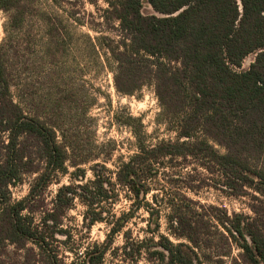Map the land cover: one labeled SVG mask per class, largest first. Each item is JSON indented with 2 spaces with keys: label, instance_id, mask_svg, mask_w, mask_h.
Returning <instances> with one entry per match:
<instances>
[{
  "label": "trees",
  "instance_id": "trees-1",
  "mask_svg": "<svg viewBox=\"0 0 264 264\" xmlns=\"http://www.w3.org/2000/svg\"><path fill=\"white\" fill-rule=\"evenodd\" d=\"M22 1L0 0L10 30H19L25 20ZM143 1H109L124 33L110 50L117 63L115 86L132 95L153 84L176 139L148 146L141 120L130 118L138 152L118 167L114 181L105 166L96 164L92 181L61 186L50 209L43 196L59 174L67 173L69 150L33 102L24 104L15 96L7 63L16 50L0 46V264H7L2 257L10 247L21 252L20 264H63L55 243L66 233L63 218L76 200L87 208L88 226L104 222L110 227L111 242L132 213L114 224L99 206L116 200L120 187L135 211L160 175L176 182L173 163L180 159L198 161L212 175L213 187L229 195L250 197L253 204L264 199V0H147L155 12L150 16L142 13ZM251 54L254 62L239 71ZM34 175L28 195L13 201L11 187ZM84 175L77 168L74 177ZM184 176L194 179L191 173ZM162 199L171 235L185 242L162 238L152 252L157 262L201 264L200 253L225 245L222 257H231L232 246L241 250L231 264H264V220L257 206H251L254 217H249L201 205L179 189ZM128 245L125 255L135 263L141 247L130 252ZM106 253L104 245L88 248L81 264H105Z\"/></svg>",
  "mask_w": 264,
  "mask_h": 264
},
{
  "label": "rangeland",
  "instance_id": "rangeland-1",
  "mask_svg": "<svg viewBox=\"0 0 264 264\" xmlns=\"http://www.w3.org/2000/svg\"><path fill=\"white\" fill-rule=\"evenodd\" d=\"M109 1L23 0L26 15L19 30L9 29L8 14L0 8V46L8 52L16 50L7 63L12 90L24 104L33 102L41 116L56 128L58 141L69 150L67 173L59 174L43 196L47 209L52 207L61 186L92 181L91 168L96 164L105 166L114 181L118 167L138 152L129 127L130 118L141 120L148 146L176 139L163 116L153 84L144 85L132 95L120 93L115 86L117 63L110 50L119 45L124 33L110 11ZM142 13L155 14L147 0L143 1ZM254 60L255 54L249 55L238 70L249 69ZM216 148L224 152L221 147ZM72 162L80 165L75 168ZM173 164L179 172L176 182L167 183L168 179L160 175L152 182L151 194L135 211L133 201L120 187L116 200L99 206L104 218H110L114 224L132 213L111 242L107 240L110 227L104 222L88 226L84 221L87 208L76 200L63 218L61 228L66 233L58 234L55 243L63 264H81L86 250L95 245L107 247L105 264H161L154 260L152 252L163 244L162 238L173 244L185 242L171 235L170 212L162 199L165 192L175 193L177 189L201 205L223 208L229 214L254 217L251 206H257L264 220L263 198L253 204L250 197L238 198L213 187L212 175L198 167L196 160L180 159ZM77 168L85 172L83 179L74 177ZM180 172L182 176L191 173L194 179L180 178ZM35 176L24 177L21 184L11 187L13 201L28 195ZM126 244L130 252L141 247L137 262L132 263L131 257L125 255ZM226 249L220 245L216 250L200 253L201 264H231L241 253L232 246L231 257H222ZM2 259L7 264H20L21 252L10 247Z\"/></svg>",
  "mask_w": 264,
  "mask_h": 264
}]
</instances>
